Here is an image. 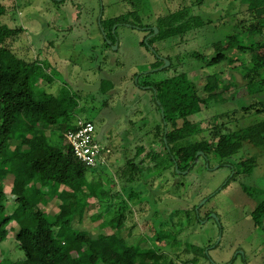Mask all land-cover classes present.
I'll use <instances>...</instances> for the list:
<instances>
[{"label":"trees","instance_id":"trees-1","mask_svg":"<svg viewBox=\"0 0 264 264\" xmlns=\"http://www.w3.org/2000/svg\"><path fill=\"white\" fill-rule=\"evenodd\" d=\"M239 1L245 5L243 15L228 10L221 17L231 15L232 21L223 19L220 25L213 24L212 18L194 12L196 3L202 2L199 0L182 3L178 8L159 15L154 25L158 32H155L154 26H140L141 29H148L147 35H150L148 43L143 42L147 48L156 42L184 37L190 32H201L199 36L203 38L210 34L217 36L203 44L210 52L203 48L178 53L175 55L176 62L174 57L167 56L171 65L162 68L166 72L162 78L149 77L150 73L160 70L155 68L164 64L158 55V59H162L161 64H153L150 71L140 74L143 80L138 82L150 86L147 89L153 93L160 121H155L149 130L141 132V136L135 135L140 143L136 145L133 157L127 160L126 168H122L124 186L132 185L147 175H152L150 179L153 180L168 171L174 177L182 175L176 166L180 171L191 172L201 158L221 166L246 144L264 150V0ZM136 10L135 5L127 13L109 18V32L112 34L114 24L130 22L131 17L141 22ZM5 13L6 7L0 2V240L7 238L10 226L11 229L16 227L15 236L24 257L17 260L0 258V264H72L74 261V264H199L200 258L215 264L208 260L207 246L184 243L178 238L184 215L188 216V222L191 218L188 208L171 212V219H177V225L174 224L177 231L168 239L167 245L181 249L183 253H194L192 258L180 260L178 255L177 258L172 256L159 243L170 233L165 231L163 223L151 237L152 243L143 247L141 243L132 244L138 241L137 238L128 241L120 231L127 212L123 204L119 205L112 218H106L115 202L108 203L104 198L109 197L108 201L111 197L119 199L121 193L110 194L102 180L101 185L95 188L93 181L97 167H88L77 159L63 135L66 130L74 128L77 116L84 107L69 88L62 87L57 94L45 88L42 92L36 91L35 84L39 79L50 83L51 75L38 63V59H25L7 45V40L22 28L5 23L2 20ZM228 26L232 27V31L218 34ZM204 28L208 32H203ZM113 43L106 44L110 47ZM156 52L159 53L158 50ZM236 61H240L236 67L242 72L246 88L251 86V91L247 90L252 100L208 118L192 120L191 117L204 108L216 106L218 101L215 98L225 93L220 73L215 71L207 75L206 68L231 66ZM171 70L172 73L168 74ZM113 84L112 81L106 83L107 90L112 89ZM236 96H224L222 100L229 101ZM252 114L263 118L239 126L241 116L244 118ZM146 122L144 118L138 128ZM232 124L238 125V128H231ZM47 130L56 132L61 143L49 142L51 138L46 135ZM149 134L154 137L147 149L141 141ZM158 147H162L163 151H159ZM198 151L202 153L195 160ZM129 163H132L130 168L127 167ZM257 163V155L243 157L234 162L230 178L251 173ZM8 175H12L11 181L7 180ZM160 185L164 186L163 182ZM183 186L185 181L177 179V190ZM172 187L165 186L169 188L166 193L181 197ZM8 192L15 197L10 210ZM90 197L98 198L101 205L97 213V219L101 221L94 229L95 234L94 230L91 232L85 227L74 226L85 199ZM48 206L50 209H46ZM196 206L191 207L195 213ZM252 216L256 224L262 223L264 200L252 211ZM108 227L114 232L108 233L105 230ZM122 241L124 246L118 244Z\"/></svg>","mask_w":264,"mask_h":264},{"label":"rangeland","instance_id":"rangeland-1","mask_svg":"<svg viewBox=\"0 0 264 264\" xmlns=\"http://www.w3.org/2000/svg\"><path fill=\"white\" fill-rule=\"evenodd\" d=\"M191 1L199 0H0L6 7L2 20L12 27L22 28L17 35L7 40V45L25 59H38V63L51 75L50 83L39 79L35 84L36 91L42 92L45 88L57 94L62 87L74 91L84 107L77 118L88 117L92 120L96 125L97 140L112 148L108 164L96 168L93 185L96 188L103 181L110 194L121 193L119 199L111 197L108 201L110 198L106 197L104 200L111 204L115 202L106 218H112L120 204L126 207L124 225L120 230L124 238L128 241L137 238L138 241L132 244L149 246L155 230L163 223L165 231L170 233L159 243L172 256L177 258L178 255L179 260L192 258L193 252L183 253L181 249L167 245L168 239L177 231V219H171V212L188 208L191 218L188 222V216L184 215V224L179 228L178 238L181 241L207 246L205 252L208 260L215 264H264V217L258 225L252 216V211L264 200V150L246 144L228 163L221 166L215 161L201 158L191 172L181 171L182 175L174 177L168 171L153 180L150 179L152 175H147L128 186H124L121 177L122 168H126L127 160L133 157L136 145L140 143L135 135L149 130L155 121H160L152 91L138 86V81L143 80L140 74L150 71L153 64L159 66L162 57H174L173 61L176 62L175 55L178 53L185 54L203 48L206 51L203 44L217 36L210 34L203 38L199 36L201 32H190L184 37L156 42L147 48L143 42L147 44L146 39L148 41L150 35H147L148 29H141L140 26L148 24L152 27L159 15ZM133 3L141 22L131 17L130 22L114 24L111 34L108 19L132 10L135 8ZM243 9L245 5L239 0H202L196 3L193 10L212 18L213 24L220 25L223 19L232 21L231 15L222 18L221 14L225 15L230 10L242 16ZM231 29L230 26L224 27L218 34L227 33ZM203 30L208 32L207 28ZM111 42L114 43L107 46L106 43ZM157 55L161 58L158 59ZM239 64L240 61H236L231 66L206 68L207 75L215 71L220 73L225 93L215 98L218 101L216 106L204 108L191 117L192 120L208 118L252 100L247 90L249 88L251 91V86L246 88L242 72L236 67ZM171 73L172 70L168 72ZM165 74L160 69L150 73L149 77L162 78ZM111 81L114 87L107 90L106 83L110 84ZM234 94L237 96L232 100H222L224 96ZM144 118L147 122L138 128ZM259 118L263 117L258 114L244 118L241 116L239 126L248 125ZM133 122H136V128ZM230 126L238 128L236 124ZM45 133L51 138L49 142L61 143L53 130ZM153 137L151 134L145 135L141 143L148 149ZM158 150L163 151V148L158 147ZM250 155L258 157L253 171L231 179L234 162ZM131 165L129 163L127 167ZM11 176L8 175L7 180L11 181ZM90 178L93 179V176L90 175ZM177 179L185 181V186L179 190L176 187ZM162 182L164 186L160 187ZM165 186L172 187L182 196H171L166 193L169 188ZM10 193L7 195L8 210L15 198ZM159 195L161 198H157ZM194 204H197L196 213L191 208ZM49 206L46 209H50ZM100 210L98 198L85 199L83 208L74 220V226L85 227L92 232L100 224L101 219H97ZM105 230L108 233L114 232L109 227ZM95 231L93 234L97 233ZM15 234L16 227L11 229L10 226L7 238L0 240V258L17 260L24 257ZM113 240L117 241L115 237ZM118 244L124 246L123 241ZM199 264L209 263L200 258Z\"/></svg>","mask_w":264,"mask_h":264},{"label":"built area","instance_id":"built-area-1","mask_svg":"<svg viewBox=\"0 0 264 264\" xmlns=\"http://www.w3.org/2000/svg\"><path fill=\"white\" fill-rule=\"evenodd\" d=\"M63 135L77 159L88 167L108 164L112 148L97 140L96 125L92 120L78 117L74 128L66 130Z\"/></svg>","mask_w":264,"mask_h":264},{"label":"water","instance_id":"water-1","mask_svg":"<svg viewBox=\"0 0 264 264\" xmlns=\"http://www.w3.org/2000/svg\"><path fill=\"white\" fill-rule=\"evenodd\" d=\"M153 28H154L155 32H158V28H157L156 26H154ZM149 37H150V36H149ZM146 42L148 43L147 39H146ZM162 59L164 60V64H163L162 66L158 67V68H155L154 70L162 69V68L166 67L167 65H169L170 61H169L167 58L162 57ZM157 101L159 102V100H157ZM161 113H162V115L164 116V111H163L162 108H161ZM201 153H202V151H198V152H197L196 157H195V160L198 158L199 154H201ZM176 169H177L178 172H181V171L178 169L177 166H176ZM183 172H187V170H185V171H183ZM206 252H207V251H206Z\"/></svg>","mask_w":264,"mask_h":264},{"label":"flooded vegetation","instance_id":"flooded-vegetation-1","mask_svg":"<svg viewBox=\"0 0 264 264\" xmlns=\"http://www.w3.org/2000/svg\"><path fill=\"white\" fill-rule=\"evenodd\" d=\"M138 86H140V87H143V88L147 89L146 87H147V86H149V85L138 84ZM149 87H150V86H149ZM149 87H148V88H149Z\"/></svg>","mask_w":264,"mask_h":264}]
</instances>
